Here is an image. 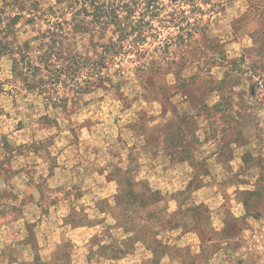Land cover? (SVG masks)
<instances>
[{
    "label": "rangeland",
    "instance_id": "1",
    "mask_svg": "<svg viewBox=\"0 0 264 264\" xmlns=\"http://www.w3.org/2000/svg\"><path fill=\"white\" fill-rule=\"evenodd\" d=\"M149 2L0 0V264H56L42 259L68 240L72 260L57 264H153L142 243L119 260L97 259L88 235L101 228L83 227L89 217L116 225L99 211L105 170L127 167L143 127H179L166 139L181 138L185 153L200 144L219 194L196 196L218 223L213 240L160 231L180 249L158 263L264 264V0L198 4L204 13L160 0L154 14ZM92 68L104 78L85 89ZM59 71L68 85L54 82ZM185 186L180 176L153 187L173 211L170 195ZM234 191L247 206L236 218ZM178 220L190 222V212Z\"/></svg>",
    "mask_w": 264,
    "mask_h": 264
},
{
    "label": "crops",
    "instance_id": "2",
    "mask_svg": "<svg viewBox=\"0 0 264 264\" xmlns=\"http://www.w3.org/2000/svg\"><path fill=\"white\" fill-rule=\"evenodd\" d=\"M143 128L144 136L142 137V141H140V147H137L138 144L133 145L132 152L128 156L127 167H125L120 173L115 172L117 168H121L115 164L109 167L108 170H105L107 176L106 186L109 189V193L104 195V198L101 199V203H99L100 200H98V205L100 207L99 211L101 214H108L112 218L113 216L117 217L120 224L112 226L107 223L108 221L105 219H93L89 217L83 226L84 228H88V230L101 228L99 233L94 230L93 235H88L89 238H91L89 241L90 249L88 247V250L93 254L96 253L95 255L97 256V259L109 258L108 253L110 252V248H105L106 250H104L105 245H109L108 247H119L125 244L127 240L125 230L127 228L138 229L147 223V210L145 208H142L138 204L130 205L128 203H124V201H119L118 196L121 191V185L119 182L120 174L127 175L132 180L136 191L142 192V190H145L144 195H149L150 189L156 190V188L153 187L154 184H159V182L181 176L183 177L186 185L184 189L187 190L186 202L187 205L191 207H195L199 204L196 200L197 195H201L205 201L219 196L215 186V181L212 180L209 169L205 170L200 164V157L197 152L200 144H193V146H190V150L192 152L189 150L188 153H185L187 146L184 147L183 145H180L181 138L180 141L175 140V142H170L166 139L168 136H172V134L169 133L175 132L179 129V127ZM154 135H164L159 148L151 145ZM135 151L139 152L137 153ZM198 183H200V187L196 188V184ZM111 187L112 189H110ZM105 191L107 192L106 189ZM162 194L168 196L164 192H162ZM228 198L230 199L231 214L235 218L241 217L246 212L247 207L244 200L241 198V194L234 191ZM175 205L176 207L173 211L170 209L169 205H167V207L160 205L166 208L159 215L162 217L161 226H165L169 214L178 209L179 205L177 202ZM211 210L212 208L210 207L208 214L204 215L201 221L193 226L191 225L193 227L191 232L194 237L193 239L188 240V244L190 242H195L196 240L201 243L213 240L214 235L217 232L216 229L218 223H215ZM236 210L238 212H236ZM112 229L118 230V233L116 234L117 236H115L112 232ZM119 230L121 232H119ZM162 233L165 234L166 232ZM158 238L163 243H168L170 245L168 249L169 252L171 250L177 251L180 249V247L165 240L161 235ZM181 240H183V238ZM11 244L14 245L16 243ZM70 244H72L71 240L64 242L57 241V243L54 244L52 243V254L50 257H42L43 259L41 257L40 258L43 261H50V263L56 264L70 261L72 260V253L68 251ZM189 246L190 245H187L186 247L190 248ZM54 248L55 251H53ZM135 248L132 249L129 254H131L134 250H137ZM166 255L167 254H164L162 259ZM149 257L152 259L153 253H150Z\"/></svg>",
    "mask_w": 264,
    "mask_h": 264
},
{
    "label": "trees",
    "instance_id": "3",
    "mask_svg": "<svg viewBox=\"0 0 264 264\" xmlns=\"http://www.w3.org/2000/svg\"><path fill=\"white\" fill-rule=\"evenodd\" d=\"M114 1L116 2V6H117V2L119 0H114ZM180 1L191 3V5L194 6V12L204 13V9L198 4L210 5L211 6L210 10L213 11L216 7L222 6V3L228 2L230 0H216V2H214V0H180ZM158 2H160V0H150L149 2V4L152 7L153 14L159 9V7L156 6V3ZM118 9H119L118 7L113 8L114 11H118ZM116 18H119V15H116ZM194 29H195L194 27H189L187 30L184 27L182 28L183 32H185L186 35H191ZM84 68H85L84 63L78 65L77 69L74 70V73H76L74 77H77L76 75L80 74L79 70H82ZM37 70L40 71V68H37ZM47 70L51 72L52 69L47 68ZM64 72L65 71H59V74H57L59 79L54 80L55 83L59 84L60 82L61 84L68 85L66 83L67 79L59 81L63 78L64 75L68 76V74ZM88 76L89 77L86 81L88 86L85 89H89L93 85L95 86V84H97L104 78L101 71H99L98 68L89 69ZM74 77L71 79L72 83L70 85L72 87L79 88L78 91L80 92L83 89V87H81V81L76 80ZM93 78L95 79L94 81L92 80ZM49 79H51V77ZM40 83L42 84L44 83L41 87V89L44 90L45 85H47L46 81L44 79H41ZM121 171H123L122 168H117L115 172L120 173ZM119 177H120L119 182L121 185V189H120L121 191L118 196L119 201H124V203H128L130 205L138 204L142 208H145L147 210V220H146L147 223L143 227L138 229L127 228L125 230V233L127 234V240L124 245L119 247L117 246L108 247L109 245L108 246L105 245L104 250H106L105 248H110V252L108 253V255L110 254V259L119 260L121 257H125L126 255H128L130 251L134 249L138 243H142L145 245L147 249L150 250L152 249L151 251L153 253V258L150 261H152L153 264H159L158 261L161 260L162 256L164 254H168L169 252L168 249L170 246L168 243L165 244L161 240H159L158 236L161 233L160 231L167 232L171 229H176V228H182L186 231H192L193 229L192 226L194 224H197L199 221H201L204 215H207L209 212V208L201 203H199L195 207L188 206L185 200L187 198L186 196L187 190L183 189L171 195L176 197L175 200L179 206L176 211L169 214L165 226H161L162 217H160L159 215L166 208L160 206V203H164L163 206L167 207L168 205L167 196L163 195L160 190H154V189H150L149 195H144L145 190H142V192L136 191L134 184L132 183V180L127 175L120 174ZM199 187H200V183L196 184V188ZM189 212H190L191 221L189 222V220H186L185 223L180 225L181 221L178 220L180 213L189 215ZM113 218L117 221L116 225L120 224L117 217L113 216Z\"/></svg>",
    "mask_w": 264,
    "mask_h": 264
}]
</instances>
